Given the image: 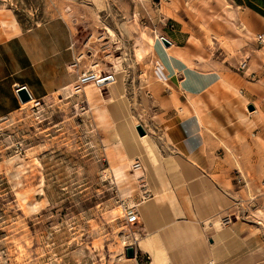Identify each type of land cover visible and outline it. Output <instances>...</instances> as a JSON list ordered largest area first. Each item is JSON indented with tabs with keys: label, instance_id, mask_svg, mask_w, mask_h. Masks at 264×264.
<instances>
[{
	"label": "rangeland",
	"instance_id": "1",
	"mask_svg": "<svg viewBox=\"0 0 264 264\" xmlns=\"http://www.w3.org/2000/svg\"><path fill=\"white\" fill-rule=\"evenodd\" d=\"M203 1L0 0V18L13 16L18 28L13 31L0 23L4 36L61 16L73 30L75 72L114 76L112 86L120 90L113 97L108 80L96 85L99 93L90 100L80 87L67 97L59 90L0 119V264H146L139 254L128 257L124 252L132 243L133 226L122 211L124 205L132 206L135 197L129 195L143 182L144 165L140 158L132 159L130 164L136 160L137 166L127 167L125 175L115 179L112 166L127 157L114 135L112 108L121 109L123 119L128 117V128L141 135L146 147L152 114L164 96H177V85L168 87L153 76L157 41L166 39L169 45H162L167 51L180 45L193 54L196 48V56L216 63L221 71L228 64L226 57L235 53L220 34L224 27L251 39L255 48L264 46L254 34L244 35L243 22L237 24L227 15L228 2ZM218 1L223 12L212 13ZM141 32L153 38L150 46ZM140 46L143 53L137 56ZM259 56L264 64V52ZM233 88L239 90L219 81L192 99L194 112L203 115L206 134L219 143L212 153L232 157L234 188L249 201L244 215L264 241V158L257 159L264 157V149L257 152L254 144L264 139L256 127L261 105L258 100L246 105ZM187 100L184 115L187 108L194 109ZM110 149L116 154L113 161ZM243 156L254 158L241 163ZM16 171L19 181L13 176Z\"/></svg>",
	"mask_w": 264,
	"mask_h": 264
},
{
	"label": "crops",
	"instance_id": "2",
	"mask_svg": "<svg viewBox=\"0 0 264 264\" xmlns=\"http://www.w3.org/2000/svg\"><path fill=\"white\" fill-rule=\"evenodd\" d=\"M225 1L230 6L226 8L227 15L237 24L244 23V35L254 34L255 38V34L264 33V0ZM215 5L210 9L212 13L223 12L220 1ZM220 34L235 52L226 57L228 64L223 71L216 63L198 59L196 48L192 50L190 66L170 54L168 48L156 44L159 60L173 85H177L178 103L172 101L170 93L152 114L150 133L144 139L152 172L149 175L142 160L143 182L129 195L135 197L131 205L138 215L130 232L135 257H144L146 264H264V241L251 230L253 226L244 215L249 207L248 197L234 188L232 157L212 153L219 143L206 134L205 119L194 112L192 100L224 76L231 80L232 87H239L246 105L259 101L262 117L256 127L264 133V64L258 52H264V46L255 48L250 38L239 37L232 27H224ZM75 53L73 30L61 16L49 17L1 38L0 119L18 113L31 101H43L72 83L78 75L70 67ZM243 55L248 56V67L237 71ZM19 88L27 91L29 100H20ZM187 98L194 109L187 108L189 112L184 115L182 107H189ZM255 112L260 114L257 109ZM254 144L257 152L263 151L262 136ZM252 158L243 156L240 160L246 163ZM227 215L232 217L231 222L219 224Z\"/></svg>",
	"mask_w": 264,
	"mask_h": 264
},
{
	"label": "bare ground",
	"instance_id": "3",
	"mask_svg": "<svg viewBox=\"0 0 264 264\" xmlns=\"http://www.w3.org/2000/svg\"><path fill=\"white\" fill-rule=\"evenodd\" d=\"M0 23L3 25H6V27L10 26L12 27L13 31H16L18 28L16 26V21L14 20L13 16H9V18H5V19H2L0 18ZM110 31V30H109ZM111 32V31H110ZM141 34L143 36H145L147 38V45H151L153 43V38L152 37H148L144 32H141ZM258 34H264V33H258ZM5 37L4 36V31H2L0 29V39ZM254 40L258 43L257 41V34H255V38ZM158 45L161 46L163 49H167V47H164L162 45V43L158 42ZM259 44V43H258ZM260 45H264V41L262 44ZM263 47V46H262ZM168 52L170 54H173V55H176L180 58H182L188 65H191L192 64V57L194 56L193 54H190L187 49H181V48H169ZM258 52L260 53H263V50L262 49H259ZM143 53V48L142 46H140L139 48H136L135 49V54L137 56H141ZM198 59H202V57H200L199 55H197ZM246 58L247 60V65L246 67L243 69L246 70V68L248 67V56L247 55H243L238 63L242 60ZM237 63V65H238ZM94 70V69H93ZM153 76H155L156 80L164 83L166 86H170L172 87L173 86V82L170 80V77L168 76L167 74V69L166 67L164 66V64L161 62V60H156V64L154 65L153 69ZM86 75V74H85ZM88 75V74H87ZM97 77L99 75H97V72L96 70L93 71V73L89 76V77ZM115 83V77L114 76H111V78L107 81V85H108V88L110 89L111 91V94L113 97H116L117 95L120 94V90L119 88L115 85V86H112V84ZM220 84H222V86L224 87H231L232 88V85L231 83H229V81L226 79V78H221L220 79ZM80 86V88H82V91L84 92L85 94V97L87 100H90L92 97L95 96V94L99 93V88L96 86V83L95 82H92L91 78L88 79L84 85H79L77 83L76 80H74L72 83H70L69 85H66L65 87H63L61 89V91H63L67 96H72L74 95L77 90H78V87ZM235 89V88H233ZM236 90V89H235ZM238 91L239 93V90H236ZM172 101L174 103H178V100H177V97L175 94H172V97H171ZM37 101V100H36ZM38 103V102H36ZM193 103V102H192ZM126 110V109H125ZM127 115L129 114L128 112V108H127ZM113 116H114V120L116 122V130H115V133L114 135L117 136L120 140V142L123 144V147L125 149V154H126V157H127V160H125V162H120L118 164H115L112 166V172L115 176V179L116 180H119L121 179L124 175H125V170L127 167L129 166H137L136 164V160H134V163L130 164L131 163V160L132 159H135L136 157H139L141 158V160L144 161V163H146L147 167L149 168L148 169V173L149 175H151V172H152V169L150 168L149 166V162H148V158H147V153H146V150L144 148V144H143V140L141 138V135H135L134 131L130 130L128 128V125H130V120L128 119V117H125L124 119L122 118V111L121 109H118V107H113L112 110H111ZM142 132V130L140 131ZM109 156L111 157V160L113 161L116 156V154L114 153L113 149H110L109 150ZM136 172V171H135ZM13 176L15 178H19V171H16ZM19 181V180H18ZM34 205H32L33 207ZM230 216V215H229ZM232 219V217L230 216V220ZM231 222V221H230ZM260 223V222H259ZM219 224H224L223 223V217L220 219V222ZM129 245H133V243H130ZM134 250V249H133Z\"/></svg>",
	"mask_w": 264,
	"mask_h": 264
},
{
	"label": "built area",
	"instance_id": "4",
	"mask_svg": "<svg viewBox=\"0 0 264 264\" xmlns=\"http://www.w3.org/2000/svg\"><path fill=\"white\" fill-rule=\"evenodd\" d=\"M257 41L259 44H262L263 41H264V34H257ZM247 65V60L246 58L242 59L238 65H237V69L239 71H243V69L246 67ZM70 67L74 68V65L73 64H70ZM86 74V75H85ZM88 74V75H87ZM92 74V73H91ZM91 74H89V72L87 71H83L82 73H80L77 78H76V81L78 82V84L80 85H84L85 82L91 78L92 82H95L96 85H101L102 82L104 80H109L111 78V76H104V77H101V76H97V77H89ZM80 87V86H79ZM78 87V88H79ZM139 166V165H138ZM262 185L264 186V181L262 183ZM122 211H123V217L125 219V221L129 224H133L135 222H137L138 220V215H137V211H136V208L135 206H129V205H124L122 207ZM230 216L227 215V216H224L223 217V223L224 225L225 224H228L230 223ZM134 247L133 245H126L125 246V254L128 256V257H135V251L133 250Z\"/></svg>",
	"mask_w": 264,
	"mask_h": 264
},
{
	"label": "water",
	"instance_id": "5",
	"mask_svg": "<svg viewBox=\"0 0 264 264\" xmlns=\"http://www.w3.org/2000/svg\"><path fill=\"white\" fill-rule=\"evenodd\" d=\"M161 41H162V43H163L165 46L169 45V42H168L166 39L161 38ZM18 96H19V98H20V100H21L22 102H25V101H27V100L30 99V96L28 95L27 91H26L24 88H19V89H18ZM248 108H249V109H252V106H249Z\"/></svg>",
	"mask_w": 264,
	"mask_h": 264
}]
</instances>
